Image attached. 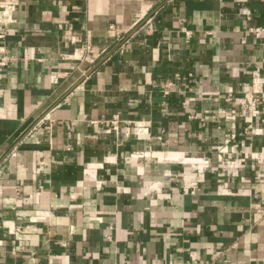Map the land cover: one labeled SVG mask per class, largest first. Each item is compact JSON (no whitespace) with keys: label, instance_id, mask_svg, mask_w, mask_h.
I'll return each mask as SVG.
<instances>
[{"label":"crops","instance_id":"crops-1","mask_svg":"<svg viewBox=\"0 0 264 264\" xmlns=\"http://www.w3.org/2000/svg\"><path fill=\"white\" fill-rule=\"evenodd\" d=\"M10 2L0 264H264V0Z\"/></svg>","mask_w":264,"mask_h":264},{"label":"built area","instance_id":"built-area-1","mask_svg":"<svg viewBox=\"0 0 264 264\" xmlns=\"http://www.w3.org/2000/svg\"><path fill=\"white\" fill-rule=\"evenodd\" d=\"M14 6H15L14 2H10L4 10H0V40L5 38V36L8 32V29H7L8 20H7V18H9V14H10L11 10L14 9ZM246 33L248 35L254 36L256 38H262V37H264V26L263 25L250 26L247 28ZM186 35H187V38H191L192 31L187 30ZM90 48H91V44L88 43V44H86L84 49H86L88 51ZM165 87L168 88L169 84H166ZM253 87H255V88L253 90L252 96H250L248 94L246 95V100H245L246 102L243 103L244 105H246L247 103H250V104L255 103L256 104L257 102H259L258 97H257L259 93H262L263 98H264V77L254 78L253 79ZM122 121H124L122 119V117L119 114H115L112 117V119L110 120V123L112 124V126L116 127ZM39 125H41L40 121L33 127L32 130L36 129ZM29 134H31V131L23 139H26Z\"/></svg>","mask_w":264,"mask_h":264}]
</instances>
